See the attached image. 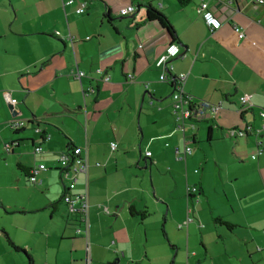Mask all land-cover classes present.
<instances>
[{
  "label": "crops",
  "instance_id": "crops-1",
  "mask_svg": "<svg viewBox=\"0 0 264 264\" xmlns=\"http://www.w3.org/2000/svg\"><path fill=\"white\" fill-rule=\"evenodd\" d=\"M69 1L0 0L7 14H0V264H29L28 255L34 264H169L151 255L157 227L151 206L164 214L178 246L170 247L186 245L184 264L199 254L194 237L204 246L199 264H264V153L251 158L249 173L232 171L249 163L247 146L264 147V132L228 134L247 124L264 126V4L206 0L222 21L213 31L201 0ZM130 5L136 10L121 15ZM150 5L171 28L147 19ZM173 42L181 50L169 62L170 77L187 73V93L222 102L219 113L187 119L184 129L173 113V83L160 79L164 68L157 65ZM243 94L253 108L242 111ZM12 119L26 124L14 129ZM187 145L193 151L181 159ZM75 146H88L89 172L79 173L70 188L57 163ZM188 160H200L201 169L169 174V167ZM20 164L31 172L40 164L47 169L34 181ZM212 164L214 184L206 171ZM194 185L199 202L188 192ZM84 191L90 226L79 234L64 195ZM132 207L150 215L142 219ZM154 239L164 246L160 236Z\"/></svg>",
  "mask_w": 264,
  "mask_h": 264
},
{
  "label": "built area",
  "instance_id": "built-area-1",
  "mask_svg": "<svg viewBox=\"0 0 264 264\" xmlns=\"http://www.w3.org/2000/svg\"><path fill=\"white\" fill-rule=\"evenodd\" d=\"M73 0H70L69 3H72ZM258 3H263L264 0H258ZM201 7L203 9V19L205 23L210 27L211 30H217L221 28L222 21L221 19L210 9L209 4L206 0H201ZM136 10V6L130 5L120 10V14L127 16L132 14ZM79 13L85 11V5L81 6L77 9ZM236 31L240 38L245 36V32L241 31L240 28H236ZM141 47V46H140ZM180 45L176 42L170 43L164 54H162L157 60L158 66H163L164 71L160 76L162 81L171 80L174 86V91L172 93V105H173V113L178 121V128L184 129V121L187 119H205L211 117L220 112L222 108V102L220 103H210L208 101H202L196 99L193 95H190L185 91V83L188 77L187 73H182L179 75L171 76L169 72L172 66L169 65V62L172 58H175L180 54ZM100 72V70H98ZM81 74H78L80 77ZM110 76H105V81H107ZM94 91V90H92ZM12 103H16L17 100L15 98L11 99ZM240 104L242 106V111L246 109H250L254 107V103L251 99V96L248 94H243L240 96ZM261 117L264 118V107L260 110ZM26 122L22 119H12L10 122V126L14 129H19L24 127ZM264 132V126L260 128H256L252 124H247L244 128H235L231 129L228 134L233 137L237 136H246L249 133L255 134L256 136L262 135ZM118 146L117 142H112V149H116ZM7 149L11 150V145L7 144ZM36 152H41L42 148L40 146H36ZM193 151L192 146L187 145L184 152L181 154L180 158L183 159L187 155L191 154ZM264 153V147L262 142H259L258 152L257 154L252 155V158H257L259 155ZM148 156L151 155V152L147 153ZM57 167L62 169L64 177L69 178V186L74 187L75 183L78 179L79 173H84L88 176L89 172V150L88 146L78 147L75 146L72 150L63 154L57 163ZM47 167L45 164H40L31 172L32 180L36 181V174L40 170H46ZM188 192L190 196H193V199L196 202L200 201V194L198 186H190L188 188ZM64 200L68 206V211L70 214H77L79 225L76 228L77 233H85L88 234L89 226H90V199L88 191H84L81 193H66L64 195ZM192 219L188 218L184 224H188Z\"/></svg>",
  "mask_w": 264,
  "mask_h": 264
},
{
  "label": "rangeland",
  "instance_id": "rangeland-1",
  "mask_svg": "<svg viewBox=\"0 0 264 264\" xmlns=\"http://www.w3.org/2000/svg\"><path fill=\"white\" fill-rule=\"evenodd\" d=\"M4 1H7V0H2V3ZM0 14L7 15L6 13L1 12V11H0ZM251 145L247 146L245 148L244 152H243L244 156L248 157L249 163H245V164H243L241 166H237L238 169L233 167L232 171H234V172L238 171V172H241L243 174H246V173L250 172L249 169H250V161L252 160L251 159L252 155L257 154V152H258V148L256 147V144L253 143V145L255 147L250 150ZM197 151H199V149L198 148H196V149L194 148V152H197ZM180 163H181L180 167H176L174 169L172 167H169V174L173 173V175H175V173H177V176H178L181 173L182 174H186V171L191 172L192 174H194L193 172H194V170L196 168L201 169V167L199 166L200 160H199V162L195 161V160H193V161L188 160L187 163H185L184 161H180ZM215 167H217V166L212 164V167L211 168H207V170H206L207 171V177H208L209 181L212 184L215 183V177H213V181H211V179L209 178V174H210V171H212L213 174H215ZM147 170L149 171V168ZM147 175H148V178H149V180L151 182L150 174L148 173ZM154 175H155V180L157 179V177L159 178L161 176L158 172L156 173V171H155ZM223 177H225V176H223ZM180 182H181V180H180ZM163 185L165 186L166 183H163ZM257 197L258 196H253V197H251L249 199V201L252 200V199L255 200ZM150 212L152 214L151 217H150V220L155 222L156 223L155 226H157V227H155L153 232L150 233L151 243H153V245L155 246L153 248H150V251L152 252L151 255L153 256L154 261L160 260L161 258H163L165 256L164 257L166 259L165 261H168V259H169V264H184V262H183V259H184L183 258V253L186 254V245H185V248L184 247H179V250L178 249L177 250L176 249H172L170 247V244H175V243L172 242V240H171L172 238L170 237V235H169V233L167 231V228L165 226L166 222H165L164 214H162L161 212L156 211L154 206H151ZM163 227H165L166 233L168 235L167 237L164 236ZM158 236L161 237V240L163 241L164 246L163 245H159L157 240L154 239L155 237H158ZM193 240H194L193 242L198 245V248H196V251L199 252V254L195 255V256L191 255V257L193 258L191 261H192V264H199L198 257H200V255H201L200 252L204 251V246L201 244V239L200 238H195L194 237ZM194 247H196V246H194ZM194 247L190 248L189 251L191 253L194 251ZM177 248H178V246H177ZM183 249H184L185 252L183 251ZM185 264H187L186 260H185Z\"/></svg>",
  "mask_w": 264,
  "mask_h": 264
},
{
  "label": "trees",
  "instance_id": "trees-1",
  "mask_svg": "<svg viewBox=\"0 0 264 264\" xmlns=\"http://www.w3.org/2000/svg\"><path fill=\"white\" fill-rule=\"evenodd\" d=\"M178 1L180 2V4H182V5H186L187 3H189L190 0H178ZM147 19H148V20H154V19H157V20H160L164 25H167V26H169V27L171 26V24L168 22L166 16H165L163 13H161L159 10H157L156 8H154L153 6H151V5L149 6V9H148V16H147ZM170 28H171V27H170ZM20 167H21V169H23V171H25L26 174L31 175V171H30V169L25 168V167L22 166L21 164H20ZM56 205H57V203H56V204H53V207H55ZM132 211H133L134 214H137V215L141 216L142 219H145L148 215H150V212H149L148 210H146V209H145V210H142V211L139 212V211H136L134 207H132ZM215 221H216L217 223H223V224H226V225H228L229 227H232V226H233V225L230 224L229 222H226V221L222 220V218H220V217H215ZM8 240H9L10 244H11L16 250H22V248L19 247V246H17L12 240L9 239V237H8ZM172 246L175 248L174 245H172ZM28 258H29V261H30L29 264H34L33 259H32L29 255H28ZM108 264H117V263H108Z\"/></svg>",
  "mask_w": 264,
  "mask_h": 264
},
{
  "label": "water",
  "instance_id": "water-1",
  "mask_svg": "<svg viewBox=\"0 0 264 264\" xmlns=\"http://www.w3.org/2000/svg\"><path fill=\"white\" fill-rule=\"evenodd\" d=\"M14 115H16V113H13Z\"/></svg>",
  "mask_w": 264,
  "mask_h": 264
}]
</instances>
